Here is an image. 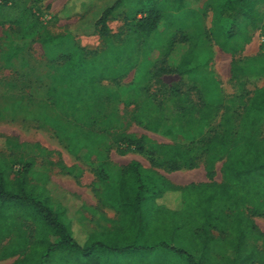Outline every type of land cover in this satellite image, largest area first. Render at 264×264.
Instances as JSON below:
<instances>
[{"label": "trees", "instance_id": "16d2710c", "mask_svg": "<svg viewBox=\"0 0 264 264\" xmlns=\"http://www.w3.org/2000/svg\"><path fill=\"white\" fill-rule=\"evenodd\" d=\"M111 1L102 12L99 8L96 19L91 23L86 20L94 17L89 13L95 5H86V0H70L59 13L62 19L81 16L82 21L72 27L70 34L99 32L106 39L108 47L92 56L74 45L68 52L63 51L65 42L58 39L65 34L42 32L44 27L37 13L27 12L15 2L9 5V0H3L0 5L6 19L22 25L25 30L18 37L6 41L9 50L4 56L5 65L15 66L17 60L23 64L24 53L34 36H37L49 61L50 72L46 76L45 89L38 92L36 87L22 85L19 88L15 85L18 96L15 97V105L20 111L28 108L30 112V107L40 109L33 118L57 130L59 137L68 142L78 157L85 156L96 177L107 181L108 187L105 188L113 194L121 212L120 227L110 230L109 236L102 239L89 235L81 242L65 213H58L51 207L53 192L67 196L70 193L45 174L34 182L30 173L37 164L35 158H21V167L12 176L10 161L0 153V260L19 255L12 264H101L100 254L142 249L139 242L146 239L148 249L160 246L188 254L194 264H203L199 260L195 262L191 250L210 254L215 240L211 230L219 226L220 207L225 205L234 212L227 215L233 220L229 227L233 237L228 242L238 251L241 244H247L252 230V221L245 211L259 215L260 208H264V85L256 88L249 99H243L239 91L227 100L217 99L213 94L218 92L215 88L218 80L209 73L210 59L201 50L206 43L195 40L176 72L182 79L189 78L192 82L190 90L197 94H210L214 99H199L195 103L186 93L180 94L179 99H169L174 107L172 116H168L166 104L151 94L150 86L168 72L163 66L155 71L153 67L170 55L178 34L183 30L180 16L174 11L177 7L179 10L183 1ZM129 1L133 2L132 6ZM260 4H264V0H209L212 10L210 38L228 54L240 52L249 41V30L258 26L260 14L256 7ZM124 6L131 8L132 32L126 42L117 45L111 42L108 21L117 9ZM201 19L202 15L196 12L191 26ZM161 21L167 22L171 31L167 45L160 51L157 42L149 40ZM261 33L264 37V23ZM181 39L189 40L187 36ZM156 50L159 54L155 53ZM142 61H148L150 67H139ZM253 63L252 58L232 61L231 79L239 81L240 89L244 86L242 78L256 71ZM136 68L139 69L135 81L125 88L131 93L126 104L136 110L133 120L150 131L165 129L167 133L174 131L191 139L184 145L152 143L148 154L160 157V164L171 170L192 169L204 157L209 176L214 173L215 163L224 156L223 183L179 188L138 162L125 166L110 163L108 151L114 144H133V141L120 132L128 121L120 114L118 102L108 104V99L120 100L119 90L113 89V92L104 85V81L126 75ZM8 102L0 100V114L7 110ZM218 116L219 123L215 127L213 122ZM25 145L38 146L0 136L2 147L15 150ZM140 146V149L144 148ZM66 170L73 172L76 168L66 167ZM114 170L115 180L110 181ZM71 199L76 198L71 196ZM162 203L168 207H163ZM24 221L34 226L30 237ZM191 221H197L203 229L193 231L188 227ZM182 226L188 227V231H181ZM182 239L190 240L194 245L183 241L184 246L177 247L172 243Z\"/></svg>", "mask_w": 264, "mask_h": 264}, {"label": "rangeland", "instance_id": "374dc122", "mask_svg": "<svg viewBox=\"0 0 264 264\" xmlns=\"http://www.w3.org/2000/svg\"><path fill=\"white\" fill-rule=\"evenodd\" d=\"M66 0H9V5L17 3L27 12L37 13L42 24V32L51 31L53 33H63L65 37H60L58 41H64L65 46L63 51L68 52L70 46L74 45L85 51L88 56L95 55L102 52L108 47L106 39L96 32L92 35H73L70 34L72 27H76L82 21L81 16H75L69 19H61L58 14L62 10ZM85 1V0H84ZM154 3H161L165 0H154ZM157 1V2H156ZM182 4L177 10L179 23L183 25V30L178 34V39L173 45L170 55L164 58V61L158 62L155 71L159 67H165L167 73H163L161 77L154 80L150 86V92L158 101L164 102L167 106V115L172 116L173 107L169 103V99H179V95L186 93L193 102L197 103L199 99H206L210 101L214 99L210 94H197L190 90L191 81L189 78L182 79L176 72L181 59L192 49V42L195 40L205 42V48L201 49L208 54L210 62L208 66L209 73L215 71L224 74L225 82L223 81V88L216 89L218 92L215 97L218 99H229L233 97L238 91L243 99H249L254 93L255 89L264 85V37L261 33V28L264 23V4L256 7L260 14V21L256 29L249 30V41L244 48L235 55L222 56L217 59L214 57V52L221 48L210 38L211 17L212 10L209 6V0H182ZM3 0H0V5ZM111 0H86V5H95L93 7L90 17L86 22L91 23L96 18V14L101 8H106ZM168 3V2H166ZM130 6L133 2L129 1ZM196 11L202 15V19L191 26L196 18ZM131 8L121 7L117 9L108 21L110 29L111 42L122 45L126 42L128 36L131 34ZM195 15V16H194ZM85 18V17H84ZM83 18V20H85ZM22 25L15 24L12 20H7L0 8V100L5 103L8 102L7 110L0 114V136H9L16 139L19 143L38 144V146H24L20 149L11 150L0 146V153L8 158L11 163V173L14 176L17 170L21 167V158L24 160L35 158L36 166L30 173V178L37 182L41 175H47L59 187L67 190L73 195L69 194H51V207L58 213H65V217L71 221V227L75 233L76 238L83 242L89 235H97L99 238H106L110 234V230L120 227L119 220L121 218L120 208L113 200V194H110L106 189L107 181L98 179L92 170L90 162L84 157H78L69 147L68 142L59 137L58 131L50 126L43 125L36 121L33 116L39 110L30 107L21 110L15 105V97L17 96V85L19 88L22 85L36 87L38 92H42L47 84L46 76L50 72L49 61L45 56V52L37 36L31 40V44L27 47L24 53L25 61L23 64L19 60L15 61V66H6L4 62L5 53L9 50L6 46V41L18 37L24 33ZM171 29L169 24L161 21L159 28L152 33L151 41H156L159 50L162 46L167 45V36ZM187 36L189 40H179L180 37ZM130 49V45L128 50ZM159 50L155 53L159 54ZM254 59L255 72L248 73L242 78L244 86L240 89L239 81L237 79H230L231 60H247ZM112 59L109 64H111ZM55 65L57 62H53ZM144 69L150 67L148 61L139 63ZM138 69L130 70L126 75H118L107 78L104 85L109 86L112 90L117 89L120 93V100L108 99V104H117L120 109V114L123 116L128 125L120 132L127 135L133 144L118 143L114 144L108 151V158L112 165L125 166L132 162L140 163L144 168L151 169L159 175L164 176L174 186L183 188L190 185H202L210 183H223L222 166L225 157L222 156L216 163L214 173L212 176L208 175V168L206 158L198 160L197 166L189 168H181L178 170H171L167 166L160 164L161 159L158 156L148 154L152 143L160 144H187L191 139L184 134L176 132L167 133L165 129L154 132L145 129L142 125L133 120L136 112L134 106L127 105L126 102L130 98L131 93L126 91L138 74ZM10 84V85H9ZM12 85V86H11ZM15 86V87H13ZM42 89V90H41ZM114 92V90H113ZM35 99H33V102ZM20 112H19V111ZM31 113V114H28ZM219 123V116L214 120L213 125L217 127ZM141 136L149 139H142ZM143 145V149H140ZM66 167H75L76 170L68 172ZM82 173L79 175L78 171ZM114 170L110 181L115 180ZM109 181V182H110ZM106 187V188H105ZM80 188V189H79ZM79 189V192H77ZM71 196L76 199L72 200ZM169 204V203H168ZM163 207L168 205L162 203ZM177 207V206H176ZM176 207H170L172 210ZM168 209V208H167ZM260 214L255 215L246 210V215L251 219L250 236L247 239V244L243 243L239 246V251L231 246L228 242L233 236L229 231V227L233 220L227 215H233V211L229 210L225 205L220 207L221 220L218 228H212L211 235L215 240L212 242V250L210 254L204 252L197 253L192 251L195 257V262L198 260L203 264H262V257H264V208H260ZM29 237L33 235L34 226L29 221L23 222ZM188 227H192L193 231L203 229L201 224L197 221H191ZM188 227H186L188 229ZM184 226L180 230L184 232L187 230ZM188 231V230H187ZM184 234H181V237ZM182 241H175L177 247L184 246ZM186 244L191 243L190 240ZM154 243V242H153ZM142 249H135L133 251L123 250L116 252H105L100 254L101 264H194L190 262L188 254L174 252L167 248L156 247L148 249L149 242L142 239L139 242ZM194 245L193 243H191ZM189 245V244H188ZM252 255L250 254V252ZM19 255L0 260V264H12Z\"/></svg>", "mask_w": 264, "mask_h": 264}, {"label": "crops", "instance_id": "0c3cea01", "mask_svg": "<svg viewBox=\"0 0 264 264\" xmlns=\"http://www.w3.org/2000/svg\"><path fill=\"white\" fill-rule=\"evenodd\" d=\"M70 0H66L65 2H64V5H62V7H61V9L63 10L64 8H65V6L68 4V2H69ZM61 10V11H62ZM60 11V12H61ZM59 12V13H60ZM58 16H59V14H58ZM60 18V17H59ZM62 19V18H61ZM222 54L223 55H225V56H229V54L228 53H226V52H224L222 49H220V50H216L215 52H214V57H216L217 59H219L221 56H222ZM231 63H232V60H231ZM229 73H230V79H231V68H230V71H229ZM214 75H215V77H216V79L218 80V84H216L215 85V88L218 90V89H220L221 90V88H223V86H224V84H223V81L225 80V76H224V74L223 73H219V72H217V71H215L214 73H213ZM225 82V81H224ZM80 189V188H79ZM79 189H76V190H78L77 192H79ZM67 191V190H66ZM68 193H70V192H68ZM71 195H73L72 193H70Z\"/></svg>", "mask_w": 264, "mask_h": 264}]
</instances>
